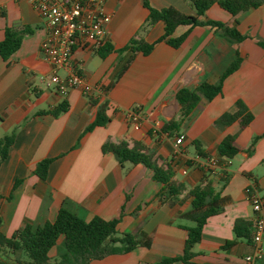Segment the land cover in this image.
Listing matches in <instances>:
<instances>
[{
  "label": "crops",
  "instance_id": "obj_1",
  "mask_svg": "<svg viewBox=\"0 0 264 264\" xmlns=\"http://www.w3.org/2000/svg\"><path fill=\"white\" fill-rule=\"evenodd\" d=\"M147 1L154 9L195 14L190 0ZM104 10L110 15L107 44L113 50L101 57L98 51L75 47L71 55L88 83L105 92L106 98L100 100L95 92L83 95L70 89L61 95L46 88L40 79L49 77L52 68L39 51L46 34L43 22L28 2L0 0V42L6 28L31 30L15 54L0 58V138L10 134L15 138L0 163V233L11 237L25 224L53 222L63 208L84 221L118 219V233L132 234L139 241L129 253L88 264H159L183 254L187 229L200 214L189 192L210 184L216 213L203 226L192 262L247 264L252 241L235 240L234 224L244 220L254 228L249 187L264 198V3L236 16L216 3L206 11L208 20L236 29L242 41L231 42L210 27L180 25L171 36L186 34L177 48L158 42L164 34L162 22L141 30L149 14L143 0H106ZM133 37L154 43L152 51L147 55L120 51ZM236 57L238 67L225 78L221 94L211 101L202 99L176 130L162 132L166 122L179 118L177 91L217 83ZM103 101L108 103V123L86 132L95 120L97 103ZM238 101L252 115L248 125L242 127L237 119L217 126L223 114L235 112ZM62 104L66 110L53 116L51 111ZM129 110L139 115V129L128 121ZM180 136L182 143L174 155V140ZM226 136L234 138L237 148L232 159L218 154ZM107 141L142 144L158 165L171 166L173 179L185 185V192L168 196L142 164L121 165L112 153H103ZM196 157L217 158L220 166L203 171L193 165ZM45 159L52 162L41 179L35 170ZM261 246L263 255L256 264H264V238ZM64 252L60 237L49 252V264H57ZM8 256L20 259L22 254ZM7 262L0 264H14Z\"/></svg>",
  "mask_w": 264,
  "mask_h": 264
},
{
  "label": "trees",
  "instance_id": "obj_2",
  "mask_svg": "<svg viewBox=\"0 0 264 264\" xmlns=\"http://www.w3.org/2000/svg\"><path fill=\"white\" fill-rule=\"evenodd\" d=\"M194 9V15H183L173 8H162L160 10L152 8L147 0H143L144 6L149 14L145 24L141 27L144 30L157 22L164 24V34L158 40L165 41L172 47H179L186 37V34L179 38H172L174 30L180 25L206 26L211 29L220 30L221 35L231 41L240 42L243 36L234 28H228L224 24L208 20L205 16L206 11L214 3L232 16L241 12L259 7L264 0H190ZM31 30L24 27L20 30L6 28L4 39L0 42V58L6 60L15 54L21 46L24 35L30 34ZM154 43L148 44L137 37H133L129 43L120 51L130 50L132 52H141L144 55L149 54ZM113 48L105 43L98 54L104 57ZM238 67V57L222 73L220 79L215 84L202 82L195 88H181L176 93V99L180 105V115L177 120H170L164 124L161 131L171 133L176 130L182 122L187 120L198 103L205 99L213 100L221 94L225 78L234 72ZM98 104V110L94 122L86 129L90 132L96 127L105 126L109 118L106 111L108 103L103 101ZM67 106L62 104L51 111L53 116H58L66 110ZM240 119L242 127L247 126L252 119V115L247 112L246 107L241 101L236 103V110L233 113L223 114L215 124L223 127L228 123ZM14 135H6L0 138V163L3 162L9 149L14 143ZM256 141L253 140V144ZM234 138L226 136L218 146V154L221 157L232 159L237 153V148L233 144ZM197 145V143H195ZM103 153H112L118 162H129L131 164H142L152 173V178L163 185V191L168 196H177L185 192L186 187L181 182L173 179V172L170 165H158L156 159L140 143L130 144L126 141L113 143L105 142L101 148ZM52 159H45L38 163L35 174L44 179ZM192 196V205L200 214L194 218V226L187 229V238L185 241L183 254L177 257L164 259L159 264H194L192 259L195 255L193 248L201 241L203 226L207 218L216 213L213 206L215 201L214 191L210 184H200L190 190ZM118 219L104 220L100 217H93L89 221H84L65 209H60L56 219L53 222H45L43 225L34 227L31 224H25L21 229L15 232L11 237H5L0 233V262L14 264H49L50 250L55 246L57 240L62 237L65 248L64 254L57 261V264H88L92 260H99L109 255L126 254L131 252L139 245L136 237L129 233L119 234L117 231ZM253 224L244 220H237L234 224V233L236 239H246L252 241L251 229ZM235 240L228 241L226 246H231ZM20 252L19 258H10L12 255Z\"/></svg>",
  "mask_w": 264,
  "mask_h": 264
},
{
  "label": "built area",
  "instance_id": "obj_3",
  "mask_svg": "<svg viewBox=\"0 0 264 264\" xmlns=\"http://www.w3.org/2000/svg\"><path fill=\"white\" fill-rule=\"evenodd\" d=\"M19 1V0H17ZM28 2L38 13L45 28V38L39 46L43 59L49 63L52 73L41 77L40 81L48 89L65 95L70 89H77L83 95L95 92L97 98L104 100L105 92L93 88L86 77L79 73L78 67L71 62L75 47H84L98 51L108 40L107 25L110 15L104 10L106 0H23ZM63 71L64 77L57 72ZM127 119L135 129H139L140 117L134 110L127 111ZM182 137L174 140V155ZM193 165L203 171H215L219 166L217 158L193 159ZM248 200L254 213L251 255L245 257L247 264H256L262 258V240L264 238V198L251 187L247 189Z\"/></svg>",
  "mask_w": 264,
  "mask_h": 264
}]
</instances>
